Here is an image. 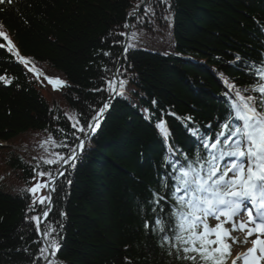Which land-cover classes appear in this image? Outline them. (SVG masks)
<instances>
[{"label":"trees","instance_id":"obj_1","mask_svg":"<svg viewBox=\"0 0 264 264\" xmlns=\"http://www.w3.org/2000/svg\"><path fill=\"white\" fill-rule=\"evenodd\" d=\"M143 2L0 5V30L31 62L26 67L0 48V76L11 79L7 85L0 81V142L9 145L0 148V164L20 188L8 193L0 187V264H33L44 246L29 219L43 206L37 203L30 211L32 195L23 190L36 182L38 163L40 170L57 173L58 166L43 165L42 158L79 149L76 136L85 134L65 114H78L86 128L109 97L95 89L106 88L114 74L127 81L124 94L114 96L95 133L54 183L51 211L41 225H51L61 238L52 259L54 264H188L175 250L168 255L167 246L161 248L159 237L145 229L146 221L155 223L149 201L153 191L166 195L161 180L171 171L163 165L168 145L180 150L176 159L185 153L192 158L196 142L188 129L213 138L220 131L225 80L239 88L251 85L242 68L245 61L259 63L264 54V0H146L137 10ZM126 44L135 46L125 53ZM29 67L39 70V78ZM45 77L66 86L54 90ZM161 121L170 133L167 141L157 128ZM49 136L68 147L41 146ZM164 207L170 211V204Z\"/></svg>","mask_w":264,"mask_h":264},{"label":"snow or ice","instance_id":"obj_2","mask_svg":"<svg viewBox=\"0 0 264 264\" xmlns=\"http://www.w3.org/2000/svg\"><path fill=\"white\" fill-rule=\"evenodd\" d=\"M13 3L14 0H0V5ZM144 11L147 14L149 9L146 7ZM134 14L135 12L129 15ZM124 27L128 28L130 25L125 24ZM135 36L136 34L132 33L129 38L133 39ZM0 38L7 42L0 43V48L6 47L7 51L26 67L31 63L28 58L20 55L5 31L0 30ZM134 46L124 45V52ZM104 55L108 56L110 53L105 52ZM236 59L240 61L241 57L237 56ZM28 70L39 78L41 73L38 69L29 67ZM242 70L251 78L252 83L249 87L239 88L225 80L226 115L222 123L218 121L220 131L216 132L213 138L201 133L199 129H188L191 136L196 138L192 158L185 153L182 159H176L180 150H174L168 145L163 165L170 167L171 171L166 172L161 180V188L166 190V195L153 191V198L149 201L153 205L155 223L149 224L146 221L145 229H150L159 237L161 248L167 246L168 255H173L175 250L176 258L188 264H227L231 257L232 245L241 243L232 235L235 231L246 232L242 243H248V237L254 234L255 239L251 240L252 247L238 253L231 260V264H264V54L259 63L243 62ZM45 79L54 90L66 86V82L59 78ZM0 81L5 85L11 83V79L6 76H0ZM105 83L106 88L95 91H107L109 99L103 101L102 107L92 116L86 128L80 126L78 114H65L72 121V127L86 136L95 133L111 100L114 96L124 94L127 81L118 80L114 74L111 79H106ZM157 128L167 141L170 133L164 122L158 123ZM72 135L75 136V132ZM76 139L80 141L77 147L82 150L83 139L79 136H76ZM44 143H51L53 147H68L67 144L57 143L51 136L41 146ZM76 158L75 149H70L67 156L53 152L51 158L42 159L43 165H57V174L63 175L59 166ZM41 167L38 163L33 168L36 175L32 179L36 182L23 191L32 195L29 210L34 211L39 203L45 207L42 217L46 219L53 204L51 193L55 192V177L51 171L40 170ZM44 177L47 179H42ZM43 189L48 190V195L41 194ZM161 201L170 204V211L165 213ZM244 213L247 214V222H237L236 218ZM29 219L36 222V232L44 244L39 248L33 264H38L41 259L45 264H54L51 258L56 257L61 238L53 235L56 229L51 225L41 227V216H32ZM209 219L217 221L214 227L209 225ZM227 224H231V228L225 227ZM33 243H40V240Z\"/></svg>","mask_w":264,"mask_h":264},{"label":"rangeland","instance_id":"obj_3","mask_svg":"<svg viewBox=\"0 0 264 264\" xmlns=\"http://www.w3.org/2000/svg\"><path fill=\"white\" fill-rule=\"evenodd\" d=\"M14 149L17 148V146L13 147ZM3 164H0V187L3 191L8 193H17L19 192V188L14 185L11 177L9 176V173L6 168L2 166ZM225 227H229L228 225H225ZM234 237H237L241 243H239L238 246H234V248L237 249H244L252 247L251 244V237H248V243H242L245 239L246 232H237L236 234H232ZM255 239V238H254ZM242 245V246H241Z\"/></svg>","mask_w":264,"mask_h":264},{"label":"bare ground","instance_id":"obj_4","mask_svg":"<svg viewBox=\"0 0 264 264\" xmlns=\"http://www.w3.org/2000/svg\"><path fill=\"white\" fill-rule=\"evenodd\" d=\"M162 152H163V149H162Z\"/></svg>","mask_w":264,"mask_h":264},{"label":"water","instance_id":"obj_5","mask_svg":"<svg viewBox=\"0 0 264 264\" xmlns=\"http://www.w3.org/2000/svg\"><path fill=\"white\" fill-rule=\"evenodd\" d=\"M129 19V18H128Z\"/></svg>","mask_w":264,"mask_h":264}]
</instances>
